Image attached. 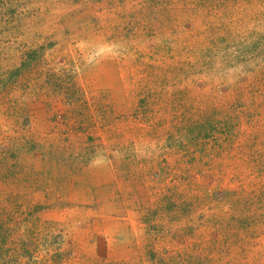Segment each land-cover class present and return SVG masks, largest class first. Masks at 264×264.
Wrapping results in <instances>:
<instances>
[{
  "label": "rangeland",
  "instance_id": "374dc122",
  "mask_svg": "<svg viewBox=\"0 0 264 264\" xmlns=\"http://www.w3.org/2000/svg\"><path fill=\"white\" fill-rule=\"evenodd\" d=\"M0 264H264V0H0Z\"/></svg>",
  "mask_w": 264,
  "mask_h": 264
},
{
  "label": "crops",
  "instance_id": "0c3cea01",
  "mask_svg": "<svg viewBox=\"0 0 264 264\" xmlns=\"http://www.w3.org/2000/svg\"><path fill=\"white\" fill-rule=\"evenodd\" d=\"M105 174L102 176L103 181H100L98 186H94L91 194H90V199L93 198L94 201L93 204H109L110 200L113 198V194L111 191L115 192L114 186L115 184L112 183L111 174H108V172H104ZM85 181L82 180L80 184H84ZM111 192V196L110 195ZM92 196V197H91ZM75 198V197H73ZM80 199V197H78ZM101 199V200H100ZM74 203V202H73ZM77 203H80L79 200H77ZM90 204V201H89ZM108 209H110L109 206H107Z\"/></svg>",
  "mask_w": 264,
  "mask_h": 264
}]
</instances>
